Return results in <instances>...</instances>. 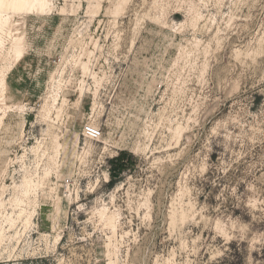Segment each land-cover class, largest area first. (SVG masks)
<instances>
[{
	"label": "rangeland",
	"instance_id": "1",
	"mask_svg": "<svg viewBox=\"0 0 264 264\" xmlns=\"http://www.w3.org/2000/svg\"><path fill=\"white\" fill-rule=\"evenodd\" d=\"M21 10L0 5V264H264V0Z\"/></svg>",
	"mask_w": 264,
	"mask_h": 264
},
{
	"label": "trees",
	"instance_id": "2",
	"mask_svg": "<svg viewBox=\"0 0 264 264\" xmlns=\"http://www.w3.org/2000/svg\"><path fill=\"white\" fill-rule=\"evenodd\" d=\"M137 159L130 156L127 153L121 152L112 163V170H110V181L109 185L113 187L120 177V174L125 172L130 166L136 163ZM225 264H244L239 248H236V244L232 246V251L227 258L224 259Z\"/></svg>",
	"mask_w": 264,
	"mask_h": 264
},
{
	"label": "bare ground",
	"instance_id": "3",
	"mask_svg": "<svg viewBox=\"0 0 264 264\" xmlns=\"http://www.w3.org/2000/svg\"><path fill=\"white\" fill-rule=\"evenodd\" d=\"M26 2H27V0H1L0 5H1V7H5V6H7V7L11 6L12 7V6H14L15 8H17V10H21L25 6ZM19 12H22V10ZM2 24H4V19H3L2 12H0V28H1ZM11 36H12L11 49L15 52L16 57H17L16 59L19 60L24 54L23 39L19 34L12 33ZM11 49H10V52H11ZM28 185H29V187H31L30 184H28ZM28 188H27V190H28ZM27 190L25 193L28 192ZM29 193H31V192H29Z\"/></svg>",
	"mask_w": 264,
	"mask_h": 264
}]
</instances>
